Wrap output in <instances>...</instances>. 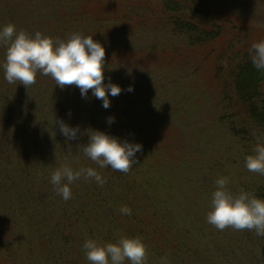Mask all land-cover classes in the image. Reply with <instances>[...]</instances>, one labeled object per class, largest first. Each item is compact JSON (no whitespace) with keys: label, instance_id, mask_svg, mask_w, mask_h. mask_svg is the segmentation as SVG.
I'll return each instance as SVG.
<instances>
[{"label":"trees","instance_id":"1","mask_svg":"<svg viewBox=\"0 0 264 264\" xmlns=\"http://www.w3.org/2000/svg\"><path fill=\"white\" fill-rule=\"evenodd\" d=\"M151 3L150 0H145L144 4L140 2L143 4L142 11ZM104 4L87 1L74 12L75 15L90 21L91 32L86 33L82 28L80 34L92 36L105 48L104 83L107 84L111 80L114 84L120 83L119 78L114 75H118V72L130 63L131 56L137 60V52L130 50L128 46L130 37L137 36L148 28L158 30L160 27L183 34L187 41L185 49L172 51L160 58L168 59V66H173L172 62L179 63V58L184 59L193 68L192 73L196 80L202 78L204 86L217 90L223 105L218 123L230 133L236 145L234 152L241 154L243 151L245 157L254 155L248 151L254 150L258 142L264 143V74L252 64L249 56L251 43L247 44L246 52L240 49V46L246 43L244 40L248 38L250 26L208 0H161L154 7L150 5L153 11L149 13L133 10L122 0H110L105 4L106 7ZM103 29L108 32L103 33ZM194 57H199L197 65L194 63ZM141 62L148 64L149 60ZM109 73L111 74L107 77ZM37 75L44 76L39 72ZM13 84L15 85L9 84L4 78L0 84V104L4 109H1L0 113V161L4 165L0 172V191L5 189L0 194V199L6 202L7 193H12L17 198L18 211L9 209L2 213L1 258L6 261L13 259L9 264H15V257L20 259L19 264H30L32 255L40 249L42 259L38 264H90L83 248L86 240L94 239L104 245L116 243L121 237L139 236L146 245V264H160L162 257H167L168 264L216 263L210 256L202 258L205 246L203 240L206 236L193 213L186 208L176 212L173 203L170 204L175 195L172 192L171 198L169 186L171 185L172 191L176 193L171 182L176 176L184 175L178 165L189 164L188 160H184L185 157L171 153L167 146L159 149L142 147L136 154L137 162L128 173H122L110 167L101 169L83 155V145L87 144L89 139L88 131L105 132L96 126V123L98 118L103 120V112L113 111V108L120 116V123L114 126L116 130L113 136L122 141L125 133H138L141 136L142 130L135 128L124 118L127 114L125 109H129V103H134L124 98L110 97L111 106L105 109L102 107V101L92 96L91 89L88 91V99L82 101L78 87H65L58 93L57 99L62 102L69 101L73 109L79 108L74 117L78 118L79 125L71 122L72 120H63L70 127L79 128L77 138L68 140L60 132L59 124L54 123V120H62L57 115L61 108L52 103L55 98L44 93L43 99L38 97L37 100L34 98L31 102H26L21 100L26 92L25 86L17 81L16 84L21 89L12 93ZM30 87H34L37 93L41 88L37 81ZM51 92L55 95L57 91ZM72 96L74 97L71 99ZM81 102L83 109H89L90 114H80ZM145 102L147 100L137 101L141 105ZM43 103L52 106L57 112L48 115ZM27 104L30 110L34 111L39 105L38 113L45 117L42 118L38 114L40 123L36 121L35 125L28 126L24 114ZM152 104L147 105L142 114L147 120L150 119L149 115L153 116L151 127L158 128L163 120L155 115L164 107ZM7 113L18 115L17 123L9 122ZM164 120L167 122V119ZM161 128L173 136L170 123ZM18 135L22 138L32 136L35 141H19ZM156 158L163 162L164 169H168V177L174 179H166L159 173L154 161ZM233 163L244 167V174L249 178L245 163ZM62 165L74 169L95 168L106 182L99 186L92 179L81 178L70 186L72 197L65 201L55 193L50 183L51 173ZM224 168L222 159L213 165H203L207 175L212 169L214 170L210 174L217 175L215 170L223 171ZM207 175L204 174V177ZM220 175L227 177L228 173L222 172ZM242 183L243 185L239 181L235 183L240 191L264 198V183L251 182L250 179ZM143 187L148 191H155L156 188L163 196L150 202L145 192H141L147 205L143 212L139 213L137 200L134 198L136 190H143ZM205 190V185L200 187L201 200L207 199ZM122 206L129 207L131 215H122L119 211ZM174 219H177L178 223L176 228L173 225ZM175 231L179 240L175 237ZM243 250L239 245L229 246L226 254L228 264H233V256H239ZM179 253L180 261L177 258ZM258 258L260 259V255L252 256L249 262L256 263ZM249 259L250 255L247 260ZM236 262L239 264L238 260ZM246 263L248 264V261ZM125 264L129 262L125 261Z\"/></svg>","mask_w":264,"mask_h":264},{"label":"rangeland","instance_id":"2","mask_svg":"<svg viewBox=\"0 0 264 264\" xmlns=\"http://www.w3.org/2000/svg\"><path fill=\"white\" fill-rule=\"evenodd\" d=\"M102 2L108 3L110 0H0V26L6 24H14L17 30H24L29 34H34L36 31H40L43 35L52 37L55 39L66 40L72 33H80L83 28L86 33H90V21L75 15V10H79L80 5L83 3ZM112 1V0H111ZM125 4H128L133 10L149 13L152 10V5H156L161 0H150L152 3L148 4L142 11V5L145 0H122ZM211 4L227 10L228 13L235 16L243 24L250 26L248 29V38L244 40V44L240 46L243 52L247 51V44L249 48L255 42L264 41V0H208ZM143 3L142 5L140 4ZM138 3V4H137ZM104 6L106 7L107 5ZM106 9L104 8L103 11ZM104 15V14H102ZM83 30V31H84ZM108 32L107 29H103V33ZM186 36L180 33L171 32L169 29L160 27L158 30L148 28L137 36L130 37V50L137 52V60L131 56L130 63H127L118 75L114 77L119 78L118 84L122 91L118 96L119 99H127L129 102V109H125V120L130 122L135 128L142 130L141 136L137 133H125L122 139L132 142L140 143L142 147L158 149L162 146H167L171 153L182 155L184 160H188L189 164L186 166L178 165V168L183 171L184 175L168 177V169L163 168V162L156 158L155 164L158 167L159 173L170 180L174 179L171 183L174 191H172L171 185L170 196L175 195L174 199L170 200V204L173 203L175 211L178 212L182 208H186L193 213L194 218L197 219L199 225L204 229L205 234V246L203 249L202 258L212 257L215 264H228V257L226 256L229 251V246H240L244 248L243 252L239 256L234 257L233 264H236V260L239 264H264V236H257L255 231L249 230H235L232 227L225 228L224 232L216 229L213 225L207 223V213L211 208L212 193L216 190L215 181L221 176L222 172L228 173V185L227 188L233 194L241 192L239 187L235 183L250 179L251 182L264 183V175L259 173L250 172L249 178L244 174L245 168L239 165H235L234 161L245 163V155L243 151L241 154L235 153L234 148L236 145L233 143V139L226 130L227 128L218 123V117L222 113L223 105L220 102L219 94L217 90L213 88H207L204 86L202 78L196 80V76L192 73L193 68L189 66V63L184 59L179 58L177 62H172L173 66L166 64L168 59H161L160 56L168 55L172 51H183L186 46ZM5 48L0 46V64L4 62ZM199 59V57H198ZM198 59L194 57V63H199ZM141 60L147 61L148 64L142 63ZM187 60V59H186ZM111 73L107 74L109 77ZM38 76V75H37ZM113 76V75H112ZM4 78V72L0 67V84H2ZM107 79V78H106ZM37 85H40L39 92L34 91V87L26 88L24 91V97L21 100L31 102L32 99L44 98V93H47L50 97L55 98L52 103L56 104L57 108H61L60 112L50 105L45 103V111L48 115L59 113L58 118L67 120L66 122H75L79 125L78 118H74L78 109H73L69 104V101H59L58 93L67 87L69 89L75 88V85H67L63 89H60L56 85L52 77L38 76ZM112 83V80H111ZM134 87V91H127L129 86ZM36 87V86H35ZM2 88V87H1ZM21 89L18 84H13V92L15 93ZM51 91H57L55 95ZM89 93V92H88ZM139 97H138V96ZM14 96V95H13ZM74 96L71 97V99ZM136 97L137 100H136ZM82 99V98H81ZM88 99V98H87ZM86 99H82L84 101ZM147 100V102L137 103V101ZM61 104H60V103ZM39 103V102H38ZM163 106L164 109L155 115L159 119L163 120L159 124L158 128L151 127L153 116L149 115L150 119H145V115L142 114L143 109L147 105ZM82 102L79 104L81 106ZM28 105V106H27ZM25 109V117L28 122V126L35 125V122H39L38 109L34 111L30 110L29 104ZM141 105V106H140ZM2 106L0 104V113ZM4 110V109H3ZM89 110V109H88ZM88 110L83 109L81 106L80 114H90ZM103 112V120H97L96 126L103 129L106 133L114 135V132L118 123H120L119 115L114 111ZM155 114V112H154ZM153 114V115H154ZM8 121L11 123H17L18 115L8 114ZM42 118H45L43 114H40ZM114 117V123L109 124L108 118ZM17 118V119H16ZM164 119H167L165 122ZM40 123V122H39ZM170 123L172 125L171 131L173 136L163 131L161 128L164 124ZM14 127V125H13ZM160 127V128H159ZM209 139V140H208ZM19 141H35V138L24 136L23 138L18 135ZM196 152V154H195ZM248 152H255L250 149ZM64 151L62 152V154ZM180 153V154H179ZM225 164L223 171L215 170L214 174L209 175L207 171L203 170V165H213L217 161L221 160ZM226 163L228 166H226ZM3 162L0 161V172L3 169ZM171 174V173H169ZM204 174L207 175L206 178ZM172 178V179H171ZM205 179V180H204ZM151 181V185H152ZM205 185V195L207 199L201 200L200 187ZM249 184L246 186L248 187ZM25 187V186H24ZM27 187V186H26ZM149 188L148 186H146ZM244 187V186H242ZM148 191L143 187L136 190L135 198L137 200V209L143 212L146 207V202L143 201V195L141 192L149 197L150 202L152 199H158L162 197L158 189ZM5 189L0 191V194ZM173 192V194H172ZM13 196V197H12ZM12 197V198H11ZM173 196H171L172 198ZM11 198V199H10ZM6 202L0 199V221L2 223L3 212L9 211V209L18 211L17 198L12 193H7ZM10 199V200H9ZM153 210V209H152ZM193 218V217H192ZM173 225L178 227L177 219L173 220ZM235 230V231H234ZM176 233V238L179 236ZM36 238V237H35ZM178 239V238H177ZM179 240V239H178ZM36 245V244H34ZM38 247V245H36ZM239 248V247H238ZM38 253L33 254L32 262L30 264L40 263L42 257L40 256V249H37ZM238 250V249H236ZM235 250V251H236ZM261 250V252L259 251ZM180 254H178V261L181 260ZM248 255L250 259L247 260ZM260 259L256 263L249 262L252 260V256H259ZM247 256V257H246ZM20 259L15 257V264H19ZM13 261V259L11 260ZM10 260H4L0 257V264H9ZM29 263V262H28ZM26 263V264H28Z\"/></svg>","mask_w":264,"mask_h":264},{"label":"clouds","instance_id":"3","mask_svg":"<svg viewBox=\"0 0 264 264\" xmlns=\"http://www.w3.org/2000/svg\"><path fill=\"white\" fill-rule=\"evenodd\" d=\"M0 46L5 48L4 62L0 64L4 79L9 83L24 85L26 88L36 82L37 73L51 76L56 85L63 89L75 85L80 89L81 97L86 99L89 89L92 96L102 101V107L111 106L110 97L118 96L122 88L114 83H104V46L80 33H72L66 40L53 39L40 31L29 34L17 30L14 24L0 26ZM253 66L264 74V41L255 42L249 49ZM127 91H134L129 86ZM115 118L109 117L108 123ZM60 132L68 139L77 138L78 127H70L63 120L56 121ZM88 143L83 145V155L103 169L110 167L115 171L128 173L137 162L136 154L142 150L140 143L109 135L100 130L88 131ZM71 150V146H69ZM255 155L245 158L248 171L264 175V143H257ZM83 178L92 179L99 186L105 178L92 167L74 169L62 165L50 175L54 191L67 201L72 197L71 185ZM216 190L212 193L211 208L207 213V223L218 230L232 227L235 230L255 231L257 236H264V198L249 192L233 194L227 188L228 178L219 177L215 181ZM122 215H131V209L122 206ZM83 248L90 264H146L147 249L142 239L121 237L116 243L99 244L94 239L84 242ZM160 264H168L167 257H162Z\"/></svg>","mask_w":264,"mask_h":264}]
</instances>
